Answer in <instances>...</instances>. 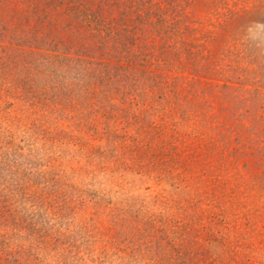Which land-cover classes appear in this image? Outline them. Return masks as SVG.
<instances>
[{
	"label": "rangeland",
	"instance_id": "rangeland-1",
	"mask_svg": "<svg viewBox=\"0 0 264 264\" xmlns=\"http://www.w3.org/2000/svg\"><path fill=\"white\" fill-rule=\"evenodd\" d=\"M51 1L0 0V264H264V0Z\"/></svg>",
	"mask_w": 264,
	"mask_h": 264
},
{
	"label": "trees",
	"instance_id": "trees-1",
	"mask_svg": "<svg viewBox=\"0 0 264 264\" xmlns=\"http://www.w3.org/2000/svg\"><path fill=\"white\" fill-rule=\"evenodd\" d=\"M51 2H54L56 3V5H60V4H63L64 5V9H65V12L67 14L71 13L72 14V11L75 10L74 8V0H52ZM82 21L88 23L87 27H89L91 24H95L97 22V18L96 17H93V20L89 18V16L87 15V13L83 15V18H81ZM96 25V24H95Z\"/></svg>",
	"mask_w": 264,
	"mask_h": 264
}]
</instances>
